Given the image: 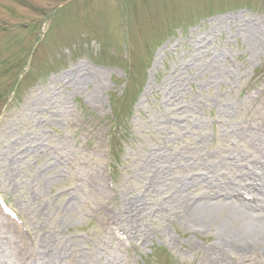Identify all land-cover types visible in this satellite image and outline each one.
<instances>
[{"label": "rangeland", "instance_id": "1", "mask_svg": "<svg viewBox=\"0 0 264 264\" xmlns=\"http://www.w3.org/2000/svg\"><path fill=\"white\" fill-rule=\"evenodd\" d=\"M257 138L264 139V0H0V192L30 232L17 234L0 214V264L26 255L39 264H264V238L221 239L227 208L202 230L171 197L152 217L171 179L224 158L236 163L232 150L243 153ZM156 160L168 177L138 221L148 238L124 253L101 221L110 211L126 216ZM98 170L111 197L90 196ZM47 177L53 183L41 186ZM205 191L191 192L189 203ZM236 192L254 196L252 205L261 199L241 186L231 198ZM74 195L82 204L66 216Z\"/></svg>", "mask_w": 264, "mask_h": 264}, {"label": "bare ground", "instance_id": "2", "mask_svg": "<svg viewBox=\"0 0 264 264\" xmlns=\"http://www.w3.org/2000/svg\"><path fill=\"white\" fill-rule=\"evenodd\" d=\"M254 31L253 25L248 26L246 38L250 45L254 44V40L252 39V32ZM215 136H221L220 130L215 132ZM240 136L241 135L238 134V137ZM205 138L204 135H201L196 145L200 146ZM246 148V151H243V153H239L237 148L232 150L234 153L237 152L238 155L236 163L226 161L227 158H224L213 166L205 165L203 169L205 173L199 174L191 180H185L182 176L176 180L171 179L172 183L168 186L167 192L171 194V201L178 199L182 202V210H184V214L195 230L204 229L205 225H208V222H210L215 215V212H219L218 210L223 211V209L227 208L226 212L228 213L224 214L222 218L227 219L229 225H225L226 223L221 225V229L223 228V231H221L223 232V237H221V239L226 241V243H235L239 240L240 242L243 241L244 244L251 243L258 245L259 241L264 238V139L257 138L256 140H250L247 142ZM243 161L245 165H247L245 168L241 167V162ZM162 162L163 161L159 160L149 168L151 177L148 179L147 189L139 197H134L133 200L129 201L127 205L123 207L127 216H119L118 213H115L107 218L106 224L101 221L103 231L107 230L109 218L116 217L120 222H127L129 228L136 231L139 218L146 208V205L151 200L150 197L156 195L160 191L163 187L162 182L168 177V173L162 174L164 171V167L161 164ZM257 162L261 164L257 165ZM223 170L226 171L224 172ZM221 176L225 177L226 181L223 182L220 180L225 184V186L220 189L218 185L214 184H217L216 181ZM227 177L231 179L230 181L233 180V184L227 181ZM91 178L90 196L92 198L99 199L100 196L111 197V194L101 185L102 176L99 170ZM52 183L51 177H47L43 178L42 184L40 185H50ZM211 184L213 187L209 189V185ZM40 185H38L39 188ZM234 185L237 187L235 188ZM239 186L253 192L261 193L259 195L261 199L257 201L258 204L256 203L252 206L244 200L239 199V195L237 197L234 196L235 199L231 198L232 194H230L229 191L235 192ZM198 189H204L206 191L204 194L198 196V201L189 203V194ZM226 190L229 191L227 192ZM40 197L41 193L38 198L41 199ZM223 197L228 198V202H223ZM80 202L82 204L81 199L76 195L70 197L69 201L66 203L67 209H65V215H75L80 209ZM161 205L162 207L164 206L162 203ZM222 205L225 206L221 208ZM103 216L105 215L103 214L102 217ZM44 240H49V237L44 236ZM236 244L239 245L238 243ZM260 248L264 249V244L260 245Z\"/></svg>", "mask_w": 264, "mask_h": 264}]
</instances>
